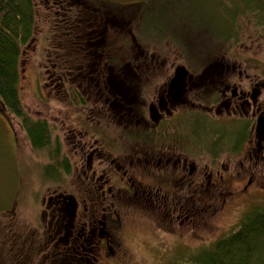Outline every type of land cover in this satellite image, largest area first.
Here are the masks:
<instances>
[{"label":"flooded vegetation","instance_id":"flooded-vegetation-1","mask_svg":"<svg viewBox=\"0 0 264 264\" xmlns=\"http://www.w3.org/2000/svg\"><path fill=\"white\" fill-rule=\"evenodd\" d=\"M40 2L47 14L59 15L55 56L48 59L50 94L66 98L67 120L75 122L67 130V156L52 157L50 173H64L74 182L65 190L61 185L46 190L52 193L42 199L40 227L26 235L27 223H17L15 236L27 245L18 252L1 246L0 264L17 259L19 264H90L92 243L96 261L118 254L126 224L142 213H151L158 230L179 219L200 224L202 212L211 218L240 201L239 209L242 202L254 203L255 192H264V62L220 57L189 66L171 55L162 62L152 55L124 68L116 57L121 46L111 39L116 30H126L123 19L116 15V22L110 11L99 15L84 0ZM133 39L131 33L130 49H139ZM61 51L66 55L58 56ZM106 52L113 57L102 55ZM71 56L69 64L65 58ZM39 66L48 69L43 62ZM142 82L153 85L146 97L139 93ZM198 119L212 127L207 141L185 135ZM87 123L115 130L118 140L106 142L103 134L95 140L87 131L92 126L80 133ZM216 196L225 204L211 214L209 202ZM252 208L261 206L240 210L238 223L216 239L237 228Z\"/></svg>","mask_w":264,"mask_h":264},{"label":"rangeland","instance_id":"rangeland-1","mask_svg":"<svg viewBox=\"0 0 264 264\" xmlns=\"http://www.w3.org/2000/svg\"><path fill=\"white\" fill-rule=\"evenodd\" d=\"M32 1L36 12L34 42H28L22 49L19 95L24 112L31 121L45 120L40 122L47 126L49 147L42 150L31 149L27 137L25 138L19 128V121L7 112L0 113V247L3 246L4 250L10 247L16 252L22 244L27 245L24 237L20 240L15 236L19 229L17 223L26 222V235H29L40 227L42 199L52 193L46 190H53L57 185H61L62 190H65L69 187V182H74V177L69 181L64 173L60 176L56 175V172L50 173L53 168L52 157L55 159L56 155L61 158L67 156V130L70 124L75 128V122L72 119L67 120L70 112L66 98L60 97L59 94H50V62L55 56L56 48V41L52 40L55 33L53 27L59 15L47 14L46 6L40 0ZM84 1L96 8L99 15L110 11L112 14L109 17L116 22L120 21L116 15L123 19L125 25L122 27L126 30H116L115 37L111 39L116 40L117 46H121L116 57L120 56L124 68L139 66L138 63L145 57L152 60V55L159 62L167 56V61H171V55L189 66L220 57L225 61L264 62V31L256 29L250 18H238L234 24L235 30H226L224 23L230 25L231 19L225 17V7L228 10L233 9L226 0ZM232 3L239 2L233 0ZM131 33L133 41L140 46L139 49H130ZM115 51L117 52V49ZM60 55L65 56L66 53L61 51L58 53V56ZM102 55L113 57L114 54L106 52ZM65 59L70 64L72 56ZM41 62L45 63L48 69H40ZM124 71L130 73L129 69ZM139 85V93L143 96L146 97L152 92L153 85L147 87L143 82ZM94 124L87 123L86 126L80 127L79 132L83 134L82 131L92 126L93 129L90 127L87 131L93 134L95 140H100L102 134L104 139L101 140L106 142L115 143L118 140V137L115 138L118 135L115 130ZM210 131H213L212 127H207L203 120L198 119L196 124L187 127L185 135L187 138H193L196 134L198 139L207 141L211 135ZM136 134L137 132H133L131 135L137 137ZM87 139L89 142L92 140L90 137ZM54 140L58 143L55 144ZM122 140L124 142L123 138ZM130 152L125 151L126 154ZM57 193L77 197V194L83 192ZM216 199L213 203L209 202L213 204L211 214L215 209L218 210L222 203L220 197L216 196ZM250 201L254 203L249 204V200L247 203L242 202L239 209L237 207L240 201L232 208L219 209L211 218L210 213L202 212L201 222L198 221L200 224L179 219L171 221L168 227L159 230L155 220L149 219L151 213H142L140 215L143 218H134L126 224L127 230L120 252L114 256H104L103 260H97V264H199L204 251L215 243L216 238L227 233L238 223L240 210H248L254 205H260V210H264V192H255ZM160 223L164 225V222ZM89 248L94 250L93 255L97 258L94 243ZM8 263L19 264L22 260H8Z\"/></svg>","mask_w":264,"mask_h":264},{"label":"trees","instance_id":"trees-1","mask_svg":"<svg viewBox=\"0 0 264 264\" xmlns=\"http://www.w3.org/2000/svg\"><path fill=\"white\" fill-rule=\"evenodd\" d=\"M226 1L233 6L231 10L225 7L224 15L231 19L230 25L224 23L226 30H235L238 18H250L256 29L264 31V0H235L238 4ZM35 27L32 0H0V109L19 121L33 149L42 150L49 147L47 126L30 120L19 95L22 49L33 38ZM250 210L237 228L204 251L199 264H264V211ZM97 263L96 258L90 260V264Z\"/></svg>","mask_w":264,"mask_h":264},{"label":"bare ground","instance_id":"bare-ground-1","mask_svg":"<svg viewBox=\"0 0 264 264\" xmlns=\"http://www.w3.org/2000/svg\"><path fill=\"white\" fill-rule=\"evenodd\" d=\"M3 114V113H2ZM26 137V136H25ZM14 138V137H13ZM27 139V138H26ZM28 140V139H27ZM15 141V140H14ZM15 144H16V141H15ZM32 148V147H31Z\"/></svg>","mask_w":264,"mask_h":264}]
</instances>
